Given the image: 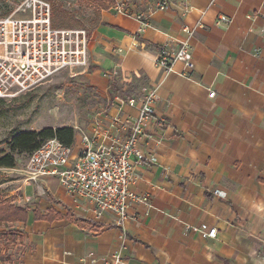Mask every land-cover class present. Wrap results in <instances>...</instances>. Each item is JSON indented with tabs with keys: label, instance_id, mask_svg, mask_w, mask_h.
<instances>
[{
	"label": "crops",
	"instance_id": "1",
	"mask_svg": "<svg viewBox=\"0 0 264 264\" xmlns=\"http://www.w3.org/2000/svg\"><path fill=\"white\" fill-rule=\"evenodd\" d=\"M159 2L138 13L151 24L143 33L135 16L108 15L93 47L98 72L120 74L114 82L123 86L93 79L104 94L112 86L109 104L120 92L158 88L139 144L150 160L133 158V190L149 206L134 204L119 226L46 178L35 186L47 197L45 212L35 210L56 219L36 221L28 210L18 264H91L92 253L116 252L131 264H264V0H170L167 11ZM185 23L200 24L190 40L195 68L178 62L166 73L156 65L158 48L184 40ZM123 113L136 117L138 109ZM203 224L217 229L216 238L195 231Z\"/></svg>",
	"mask_w": 264,
	"mask_h": 264
},
{
	"label": "built area",
	"instance_id": "2",
	"mask_svg": "<svg viewBox=\"0 0 264 264\" xmlns=\"http://www.w3.org/2000/svg\"><path fill=\"white\" fill-rule=\"evenodd\" d=\"M12 11L0 17V100H12L49 82L63 71L87 68L90 62L89 36L84 29L55 28L52 6L46 0H11ZM117 14L135 16L139 33L151 27L146 14H134L124 0H114ZM185 13L188 6L185 5ZM170 0H160L157 10L167 11ZM228 18L221 16L220 23ZM185 23L186 38L173 46L172 41L158 48L156 65L170 73L178 62L188 70L195 68L191 38L198 31ZM118 79L114 70L105 75ZM214 97L215 93L211 92ZM158 88H145L142 93L114 95L106 111L94 116L91 125L78 129L79 145L66 146L58 139L47 140L30 154L27 165L30 184L35 186L46 178L59 181L66 194L92 206L96 219L113 214L119 226L129 218L130 208L137 203L149 206L148 196L133 190L137 177L133 158L150 160L140 150L148 123L154 118ZM137 108L138 115H125L123 108ZM117 108L116 113L112 109ZM218 193V191L216 192ZM204 238H216L217 229L207 224L195 229ZM91 264H131L116 252L110 258L89 256Z\"/></svg>",
	"mask_w": 264,
	"mask_h": 264
},
{
	"label": "rangeland",
	"instance_id": "3",
	"mask_svg": "<svg viewBox=\"0 0 264 264\" xmlns=\"http://www.w3.org/2000/svg\"><path fill=\"white\" fill-rule=\"evenodd\" d=\"M59 14L73 17L79 24L76 27L61 26V29H84L89 36L90 62L87 68L67 70L54 76L49 82L34 90L21 94L15 99L0 100V157L12 154L16 160L15 168H0V203L11 204L34 211L42 209L45 212L44 201L47 197L40 195L35 184L29 180L27 165L29 153L12 152L11 140L22 132L41 131L46 128L72 127L75 136L78 129H87L98 113L106 111L109 98L113 96L112 86H123L117 79L111 80L112 86L108 94L100 91L93 79L105 75L112 69H103L93 60V47L99 26L114 14V0H46ZM103 1L109 9L100 7ZM133 7L134 14L146 11L154 2L160 0H124ZM11 0H0V17L9 14L13 9ZM144 13V12H143ZM100 14L99 23L94 25L96 15ZM56 28V27H55ZM99 48V47H97ZM95 51V49H94ZM120 76V74H119ZM115 81V82H114ZM44 200V201H43ZM25 227L19 222L0 223V264H18L25 246L22 237Z\"/></svg>",
	"mask_w": 264,
	"mask_h": 264
},
{
	"label": "trees",
	"instance_id": "4",
	"mask_svg": "<svg viewBox=\"0 0 264 264\" xmlns=\"http://www.w3.org/2000/svg\"><path fill=\"white\" fill-rule=\"evenodd\" d=\"M110 4L113 0H109ZM101 9L107 10L109 7L100 1ZM100 14L96 15V20L93 24L99 23ZM54 27L66 26L69 28L76 27L79 23L67 14H59L56 9L53 10V20ZM105 25V23H102ZM107 25V24H106ZM119 91V89H116ZM58 139L66 146H71L75 141V130L72 127H58V128H46L41 131H27L16 135L10 142V147L12 152L19 153H29L32 154L38 150L47 140ZM16 160L14 155L5 154L0 157V168H15ZM56 219L52 212L48 215H44L39 210L34 211V220H54ZM29 220V213L27 209L13 206L11 204H1L0 203V223L6 222H19L26 224Z\"/></svg>",
	"mask_w": 264,
	"mask_h": 264
}]
</instances>
